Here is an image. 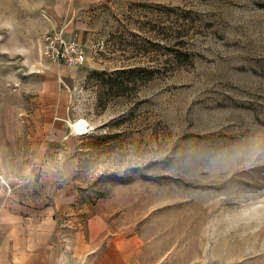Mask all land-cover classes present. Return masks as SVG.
Masks as SVG:
<instances>
[{"label": "rangeland", "instance_id": "rangeland-1", "mask_svg": "<svg viewBox=\"0 0 264 264\" xmlns=\"http://www.w3.org/2000/svg\"><path fill=\"white\" fill-rule=\"evenodd\" d=\"M47 210L143 264H264V0H0V240Z\"/></svg>", "mask_w": 264, "mask_h": 264}, {"label": "crops", "instance_id": "crops-1", "mask_svg": "<svg viewBox=\"0 0 264 264\" xmlns=\"http://www.w3.org/2000/svg\"><path fill=\"white\" fill-rule=\"evenodd\" d=\"M66 36L72 37L68 32ZM3 222L8 230L0 240V264H63L69 256L76 261L71 264H143L137 239L114 232L97 240L93 230L88 240L78 232L68 237L58 229L51 210L7 213Z\"/></svg>", "mask_w": 264, "mask_h": 264}, {"label": "built area", "instance_id": "built-area-1", "mask_svg": "<svg viewBox=\"0 0 264 264\" xmlns=\"http://www.w3.org/2000/svg\"><path fill=\"white\" fill-rule=\"evenodd\" d=\"M42 52L52 62L79 67L87 61L84 43L77 37H67L65 28L42 35Z\"/></svg>", "mask_w": 264, "mask_h": 264}, {"label": "bare ground", "instance_id": "bare-ground-1", "mask_svg": "<svg viewBox=\"0 0 264 264\" xmlns=\"http://www.w3.org/2000/svg\"><path fill=\"white\" fill-rule=\"evenodd\" d=\"M71 124H72L74 134L85 135L91 129L89 122L84 118L78 119Z\"/></svg>", "mask_w": 264, "mask_h": 264}]
</instances>
